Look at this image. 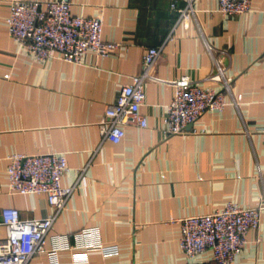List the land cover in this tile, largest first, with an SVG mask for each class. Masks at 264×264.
<instances>
[{"label": "crops", "instance_id": "obj_1", "mask_svg": "<svg viewBox=\"0 0 264 264\" xmlns=\"http://www.w3.org/2000/svg\"><path fill=\"white\" fill-rule=\"evenodd\" d=\"M11 1L0 0V238L6 236L3 208L14 207L23 218L48 212L43 195L8 193L5 168L15 153H62L69 166L62 183L77 182L47 248L55 235L74 246L73 234L88 227L98 228L103 244L118 247L108 256L88 249L83 262L72 258L78 249L60 250V264H186L180 228L171 219L209 213L229 201L264 203L257 177V164L264 172V0L229 16L218 11V0H194L187 25L171 8L183 0H71L74 15L102 13L103 37L120 43L104 57L87 51L80 63L39 61L20 48L5 23ZM205 40L224 51L232 93L241 99L202 114L196 132L167 135L162 116L173 94L169 82L181 75L208 82L212 60ZM162 42L153 68L161 81L145 83L140 107L147 126L129 124L120 142L101 141L106 106L140 72L144 50ZM210 257L206 250L194 259ZM27 264L50 260L43 252ZM232 264H264V210Z\"/></svg>", "mask_w": 264, "mask_h": 264}, {"label": "built area", "instance_id": "obj_2", "mask_svg": "<svg viewBox=\"0 0 264 264\" xmlns=\"http://www.w3.org/2000/svg\"><path fill=\"white\" fill-rule=\"evenodd\" d=\"M184 5L171 8L177 12V22L187 25L194 16V0H183ZM252 0H218V11L224 15H240L250 9ZM71 0H13L5 19L8 34L39 61L59 58L67 62L80 63L85 52L92 51L98 57L115 52L119 42L103 37V15H74ZM171 39V34L164 40ZM164 42L148 46L142 55L140 72L130 76V82L121 86L114 102L106 106L100 120L101 141L118 143L125 134L124 127L134 124L147 126V119L140 111L145 102V83L161 81L153 74V68L161 53ZM205 48L211 56L212 66L205 83H199L188 75L169 82L173 88L170 101L166 104L162 120L163 132L167 135L196 132L195 121L205 112L221 111L231 103H239L241 95L231 90L232 77L226 74L222 62L223 50H215L206 40ZM218 84L217 86L208 83ZM67 158L62 153H15L8 157L5 168L7 191L10 194H37L45 196L48 212L38 218H23L18 209L7 207L1 210V224L6 236L0 238V264H27L39 253L48 254L50 264H60V250L72 252L74 262L87 260V250H99L104 256L118 252L116 245H106L100 240L96 227L84 228L73 234L74 246L68 244L65 235L52 237L47 248V238L53 222L65 208L76 188L62 183L68 170ZM257 177L264 183V172L257 164ZM264 203L257 206H242L229 201L221 209L198 215L171 219L177 222L181 235L178 246L188 262L186 264H232L246 243V234L256 229L261 220ZM82 249V250H80ZM210 250L208 261L194 257Z\"/></svg>", "mask_w": 264, "mask_h": 264}]
</instances>
